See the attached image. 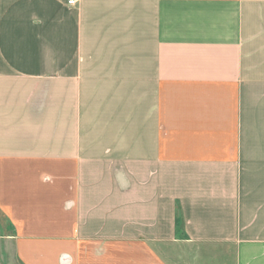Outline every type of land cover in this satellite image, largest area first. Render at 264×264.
Returning <instances> with one entry per match:
<instances>
[{"label": "crops", "instance_id": "crops-1", "mask_svg": "<svg viewBox=\"0 0 264 264\" xmlns=\"http://www.w3.org/2000/svg\"><path fill=\"white\" fill-rule=\"evenodd\" d=\"M174 243L264 264V0H0V263Z\"/></svg>", "mask_w": 264, "mask_h": 264}, {"label": "rangeland", "instance_id": "rangeland-1", "mask_svg": "<svg viewBox=\"0 0 264 264\" xmlns=\"http://www.w3.org/2000/svg\"><path fill=\"white\" fill-rule=\"evenodd\" d=\"M160 250L159 252L161 253V255L171 264H179V257L181 254L188 252L191 253L190 255L193 257L196 256L195 253H199V249L196 246H179L178 244L174 243V244H170V245H162L159 247ZM8 256H4V259H6ZM3 257L0 256V261ZM191 259V258H190ZM2 263V261H1ZM0 263V264H1Z\"/></svg>", "mask_w": 264, "mask_h": 264}, {"label": "built area", "instance_id": "built-area-1", "mask_svg": "<svg viewBox=\"0 0 264 264\" xmlns=\"http://www.w3.org/2000/svg\"><path fill=\"white\" fill-rule=\"evenodd\" d=\"M76 0H68V4H74Z\"/></svg>", "mask_w": 264, "mask_h": 264}]
</instances>
